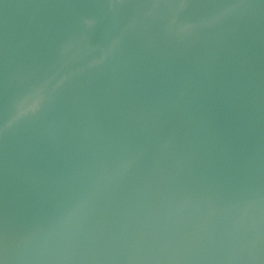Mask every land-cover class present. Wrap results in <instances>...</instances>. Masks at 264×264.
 Segmentation results:
<instances>
[{"label": "water", "instance_id": "obj_1", "mask_svg": "<svg viewBox=\"0 0 264 264\" xmlns=\"http://www.w3.org/2000/svg\"><path fill=\"white\" fill-rule=\"evenodd\" d=\"M0 264H264V0H0Z\"/></svg>", "mask_w": 264, "mask_h": 264}]
</instances>
